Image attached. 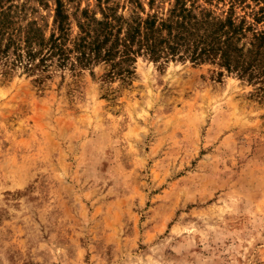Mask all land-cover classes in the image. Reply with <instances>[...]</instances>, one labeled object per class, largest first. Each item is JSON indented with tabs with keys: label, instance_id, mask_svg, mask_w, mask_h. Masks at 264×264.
Here are the masks:
<instances>
[{
	"label": "rangeland",
	"instance_id": "obj_1",
	"mask_svg": "<svg viewBox=\"0 0 264 264\" xmlns=\"http://www.w3.org/2000/svg\"><path fill=\"white\" fill-rule=\"evenodd\" d=\"M104 72L0 75V264H264V95L209 64Z\"/></svg>",
	"mask_w": 264,
	"mask_h": 264
},
{
	"label": "trees",
	"instance_id": "obj_2",
	"mask_svg": "<svg viewBox=\"0 0 264 264\" xmlns=\"http://www.w3.org/2000/svg\"><path fill=\"white\" fill-rule=\"evenodd\" d=\"M110 1L92 11L54 0L45 16L27 1L0 0V75L43 82L103 66V79L127 82L140 58L187 61L215 66L217 78L235 74L264 95V0Z\"/></svg>",
	"mask_w": 264,
	"mask_h": 264
}]
</instances>
